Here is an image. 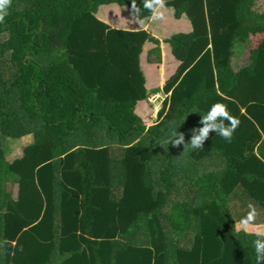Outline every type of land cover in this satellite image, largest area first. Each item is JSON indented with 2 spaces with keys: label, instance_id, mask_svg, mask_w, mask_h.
<instances>
[{
  "label": "trees",
  "instance_id": "1",
  "mask_svg": "<svg viewBox=\"0 0 264 264\" xmlns=\"http://www.w3.org/2000/svg\"><path fill=\"white\" fill-rule=\"evenodd\" d=\"M114 3L133 12L132 0H12L0 22V264H257V236L234 225L249 203L264 225V38L248 65L233 57L264 15L255 0H166L192 31L166 40L179 65L148 93L141 55L152 43L160 64L161 42L101 21ZM159 93L147 126L138 105ZM216 102L240 121L231 142L169 143L189 142ZM27 137L9 160L7 140ZM230 171L242 178L227 194Z\"/></svg>",
  "mask_w": 264,
  "mask_h": 264
},
{
  "label": "clouds",
  "instance_id": "2",
  "mask_svg": "<svg viewBox=\"0 0 264 264\" xmlns=\"http://www.w3.org/2000/svg\"><path fill=\"white\" fill-rule=\"evenodd\" d=\"M11 3L12 0H0V22H3L8 14ZM132 10L135 17L141 15L142 9L137 6L136 0H132ZM143 10L151 13L150 20L152 22L163 21L166 19V0H143ZM239 123L240 121L231 115L226 103L216 102L206 114L202 115L200 121L202 126L192 130L193 134L189 142H185L183 133L176 132L169 143L175 146L184 144L185 150L189 147L193 150L202 149L211 132H216L218 136L231 142ZM248 209L247 214L235 223L234 228L237 232L242 230L245 233H254L257 236L254 241L256 261L257 264H264V225L256 223L259 215L256 205L249 203Z\"/></svg>",
  "mask_w": 264,
  "mask_h": 264
},
{
  "label": "crops",
  "instance_id": "3",
  "mask_svg": "<svg viewBox=\"0 0 264 264\" xmlns=\"http://www.w3.org/2000/svg\"><path fill=\"white\" fill-rule=\"evenodd\" d=\"M166 9L173 10L172 8H168V7H166ZM127 11L133 13L127 7H124V6L120 5L119 3H114V4H110V5H105L102 7L100 6L98 9L97 17L101 21L105 22L107 25H109L112 28L129 30V31L147 30V31L151 32L155 37H157L160 40V42H161L160 46H161V51H162V62L160 64H152V63H148V64L153 66V67H150V75L154 74L156 72V70L159 71V75L157 76V82L159 84V87L163 88L166 85V83L168 82L169 78L175 73V71L177 70V67L179 65V63L175 60V58L172 56V54L170 55L169 59L166 58L165 52H167L169 54V49H170V46L166 43V40L169 39L171 36L163 37L158 32V27L164 20L163 21H156V22H152L150 19L140 20L138 17L132 16V15L128 16L127 13H125ZM254 11H255V7H254ZM100 12H103V13L100 15ZM123 14L127 15V16L125 17V16H123ZM257 14H259V13H257ZM262 15H264V13ZM175 19L178 22V24H180V28H184L181 31V33H190L192 31L191 23H190V21L186 15H182L181 18H179V19L175 18ZM258 35L264 36V33H260ZM253 37H255V36H251L250 39H252ZM247 41H241L240 39H238L237 41H235V48L234 49L236 50V44L237 43H240V45H241V43L247 42ZM146 45L149 46L148 51L155 46L152 43H147ZM240 45H239V49H241ZM257 46H258V44H257ZM148 51H147V53H148ZM170 51H171V49H170ZM146 60H147V56H146ZM141 68H142V66H141ZM144 75H145V73H144ZM145 78H146V86H147V89L149 90L148 91V93H149L152 88H149L146 75H145ZM156 95H158L157 96L158 98L160 96V99L157 101L158 104L153 109L154 110L153 115H152L153 119H155V117L157 116L156 109H158V107L160 106V103L167 97L165 94H162V93H159ZM148 103L149 104H156V103L151 102L150 100H147V101L139 103L138 109H139L140 105L148 104ZM138 109H137V113L139 114ZM139 115L141 116V114H139ZM11 141L16 142L19 145V147H21V151H22V149L25 146L29 145V143L31 142V138L27 137L25 140H21V141L11 140ZM6 147H7V142H6ZM21 153L22 152H20V156H21ZM20 156H17L15 158H11V159L15 160V159L20 158ZM7 158H9V157H7ZM241 178H242L241 175H238V174L234 173L233 171L228 172V174L226 175L225 180H224L225 192L227 194H231L234 191V189L237 187V185L241 182ZM8 188H9V193L14 198H16L17 197V187L15 185H9ZM251 234H254V233H251Z\"/></svg>",
  "mask_w": 264,
  "mask_h": 264
},
{
  "label": "rangeland",
  "instance_id": "4",
  "mask_svg": "<svg viewBox=\"0 0 264 264\" xmlns=\"http://www.w3.org/2000/svg\"><path fill=\"white\" fill-rule=\"evenodd\" d=\"M255 12L259 13V14L264 13V0H256L255 1ZM102 13L103 12H100V15ZM125 13H127L128 16H131V15L134 16L133 13H131L129 11H127ZM127 15L123 14V16H125V17ZM183 29L184 28H180V24H178V22L176 21V19L174 17V11L167 9L166 19L159 25L158 32L163 37H166V36L169 37V36H172L174 34L181 33V31ZM262 38H264L263 35H256L255 37L248 40L247 42L241 43V45H240V43L236 44V50L234 49L235 54L233 57V67L235 70H238L241 67L249 64L250 52L257 46V44L260 43ZM239 45H240L241 49H239ZM148 49H149V46L145 45L144 52L141 55V63H142L141 66H142V69H143V71L147 77L149 88H152V90L155 91V90L160 89L159 84L157 82V76L159 75V71L156 70V72L154 74L150 75V67H153V66L148 64V62L146 60ZM165 55H166L167 59L170 58V55H171L170 49H169V54L167 52H165ZM157 104H158V102H156V104H149L148 103V104H142L139 106L138 112L143 117L147 126H150L155 121V119H153L152 115H153V111H154L153 109ZM157 110L159 111V107H158V109H156V112H157ZM20 152H21V147H19V145L16 142L11 141V139L7 140V147H6L5 155L7 157H9L8 158L9 160L12 161L11 158H15L17 156H20Z\"/></svg>",
  "mask_w": 264,
  "mask_h": 264
},
{
  "label": "built area",
  "instance_id": "5",
  "mask_svg": "<svg viewBox=\"0 0 264 264\" xmlns=\"http://www.w3.org/2000/svg\"><path fill=\"white\" fill-rule=\"evenodd\" d=\"M158 96V95H157ZM156 95L155 96H152L151 98H150V101L151 102H155L157 99H158V97H157ZM157 112H158V110H157Z\"/></svg>",
  "mask_w": 264,
  "mask_h": 264
}]
</instances>
